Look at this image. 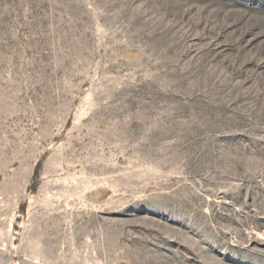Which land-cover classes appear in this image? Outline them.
<instances>
[{
  "label": "rangeland",
  "instance_id": "obj_1",
  "mask_svg": "<svg viewBox=\"0 0 264 264\" xmlns=\"http://www.w3.org/2000/svg\"><path fill=\"white\" fill-rule=\"evenodd\" d=\"M0 264H264V0H0Z\"/></svg>",
  "mask_w": 264,
  "mask_h": 264
}]
</instances>
